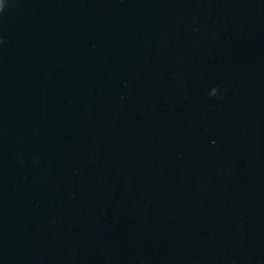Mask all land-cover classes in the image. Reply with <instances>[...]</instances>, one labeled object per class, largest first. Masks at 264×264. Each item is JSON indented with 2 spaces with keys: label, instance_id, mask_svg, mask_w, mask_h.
<instances>
[{
  "label": "water",
  "instance_id": "95a60500",
  "mask_svg": "<svg viewBox=\"0 0 264 264\" xmlns=\"http://www.w3.org/2000/svg\"><path fill=\"white\" fill-rule=\"evenodd\" d=\"M0 264H264V0H6Z\"/></svg>",
  "mask_w": 264,
  "mask_h": 264
},
{
  "label": "clouds",
  "instance_id": "9594fccd",
  "mask_svg": "<svg viewBox=\"0 0 264 264\" xmlns=\"http://www.w3.org/2000/svg\"><path fill=\"white\" fill-rule=\"evenodd\" d=\"M5 2H6V0H0V11L4 10Z\"/></svg>",
  "mask_w": 264,
  "mask_h": 264
}]
</instances>
